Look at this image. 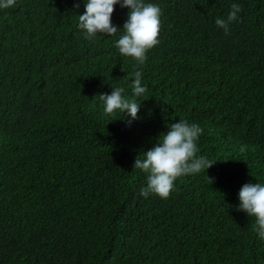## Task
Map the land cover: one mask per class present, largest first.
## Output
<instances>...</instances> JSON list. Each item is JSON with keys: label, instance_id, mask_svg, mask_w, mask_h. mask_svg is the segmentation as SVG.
I'll return each mask as SVG.
<instances>
[{"label": "trees", "instance_id": "trees-1", "mask_svg": "<svg viewBox=\"0 0 264 264\" xmlns=\"http://www.w3.org/2000/svg\"><path fill=\"white\" fill-rule=\"evenodd\" d=\"M87 2L0 7V264H264L256 218L237 211L242 186L264 184V0H143L161 16L142 65L117 47L130 9L88 39ZM136 71L137 119L106 114L100 95L132 99ZM181 120L216 162L145 198L135 160Z\"/></svg>", "mask_w": 264, "mask_h": 264}, {"label": "clouds", "instance_id": "clouds-1", "mask_svg": "<svg viewBox=\"0 0 264 264\" xmlns=\"http://www.w3.org/2000/svg\"><path fill=\"white\" fill-rule=\"evenodd\" d=\"M130 9L128 20L123 25L124 34L118 39L117 47L123 56L133 57L138 64H144L145 53L158 43L160 33L161 10L157 5L144 4L143 0H88L85 4V13L79 15L78 27L86 30V38L91 39L97 33L115 35L120 28L113 26L111 17L114 5ZM16 4V0H2L0 7L10 8ZM75 7H79L76 4ZM242 8L233 3L231 11L226 19L217 18L218 27L229 32V26L239 19ZM147 86H142V74L135 72L132 83V99L122 98V88H116L109 94H101L104 101L105 113L113 114L119 109L134 120L140 103L136 97L146 93ZM131 121H129L130 123ZM203 129L199 125L189 124L187 120H181L171 124L170 131L160 136L158 143L144 153V159H136L134 167L147 173V186L141 189V195L147 198L150 194H156L167 199L173 190L174 181L187 174L200 173L213 166L216 161H211L204 156H197L196 141ZM246 146L240 151L244 152ZM240 205L237 211H244L249 216L256 218V231L264 239V184L246 183L239 192Z\"/></svg>", "mask_w": 264, "mask_h": 264}]
</instances>
